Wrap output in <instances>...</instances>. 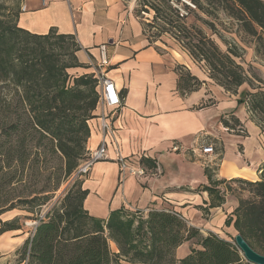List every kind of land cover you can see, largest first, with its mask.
I'll use <instances>...</instances> for the list:
<instances>
[{
    "label": "trees",
    "instance_id": "obj_1",
    "mask_svg": "<svg viewBox=\"0 0 264 264\" xmlns=\"http://www.w3.org/2000/svg\"><path fill=\"white\" fill-rule=\"evenodd\" d=\"M191 6L207 16L223 12L262 45L264 0H138L135 9L140 18L141 13L153 12L155 24L141 18L151 43L158 41L150 32L156 27L159 38L170 35L199 66L204 63L209 78L226 92L237 94L248 83L252 91L240 102L247 104L264 132L263 78L237 60L243 54L236 46L229 43L223 50L202 27L190 25L189 16L195 12ZM19 15L20 5L11 12L0 3V217L14 209L31 214L11 221L0 218V233L22 228L23 219L37 222L21 250V260L26 264H251L234 242L213 232L202 235L174 210L122 207L105 219L89 213L85 208L89 190L76 171L89 152V123L100 103L99 79L94 73L69 72L86 67L78 57L82 48L75 34L59 33L57 28L32 33L19 26ZM199 19L217 33L214 21ZM176 70L182 94L203 85L184 66ZM221 122L247 134L235 115ZM146 165L154 167L150 161ZM206 173L212 178L210 169ZM67 178L74 182L66 194L42 210ZM231 182L244 184L253 195L239 197L234 226L264 254V174L258 181ZM217 197L223 202L221 194ZM194 238L200 248L178 258L177 249Z\"/></svg>",
    "mask_w": 264,
    "mask_h": 264
},
{
    "label": "crops",
    "instance_id": "obj_2",
    "mask_svg": "<svg viewBox=\"0 0 264 264\" xmlns=\"http://www.w3.org/2000/svg\"><path fill=\"white\" fill-rule=\"evenodd\" d=\"M19 26L38 34L51 28L75 34L82 48L78 57L86 67L69 72L103 74L114 81L124 99L116 110L99 103L89 123V151L103 140L102 116L116 129V142L109 146L111 160L95 163L83 179L89 190L85 208L91 215L105 219L122 207L144 212L174 210L204 236L213 232L235 239L239 197L229 188L230 181H258L264 174V132L251 118L247 104L240 102L252 91L248 83L237 94L226 92L186 52L151 43L134 4L125 0H21ZM102 45L107 47L104 66ZM179 65L204 81L203 85L182 94ZM260 74L264 80V67ZM230 115L240 119L246 135L221 122ZM209 144L215 151L205 154L202 148ZM116 147L135 164L156 168V173L146 178L124 177L114 159ZM147 161L154 167L146 165ZM218 194L224 197L221 203ZM20 215L14 209L0 218L11 221ZM21 224L22 228L0 233V264H26L21 250L34 228ZM112 248L118 251L115 243ZM193 248H200L197 238L182 244L177 257L184 258Z\"/></svg>",
    "mask_w": 264,
    "mask_h": 264
},
{
    "label": "rangeland",
    "instance_id": "obj_3",
    "mask_svg": "<svg viewBox=\"0 0 264 264\" xmlns=\"http://www.w3.org/2000/svg\"><path fill=\"white\" fill-rule=\"evenodd\" d=\"M125 1L134 4L135 9L138 8V0H125ZM20 2L21 0H0V3L6 5L11 12H14V10L17 9L18 5H20ZM191 7L194 9L195 12L189 16L188 23L190 25L195 24L199 27H202L204 32L210 34L223 50L227 49V44L229 43H231L233 47L236 46L239 49L240 53L243 54L242 59L238 58L237 60L242 62V64L246 69H251L252 72H255L256 74L261 76L260 74L261 67H264V43H262L261 45V43H259L256 37L248 34L242 29L238 21L226 16L223 12H217V14L215 15L207 16L202 12H198L197 9H195L193 6ZM140 16L146 22L154 23L153 12L141 13ZM199 17L208 18L214 21L216 24L217 33L213 34V30L210 28V26L204 24L202 20L199 19ZM150 32L152 35H155L156 39H158L157 42L161 47L164 48L165 46H167L168 48L177 49L180 51L182 50L186 52L175 42V40L170 35L168 34L161 35L162 38H159L158 35L160 34H157L158 29L156 27L152 28ZM201 67L206 68V65L202 63ZM80 178L84 179L85 177H80ZM73 182L74 180H72V178H67L61 185L60 189L56 192V195L52 200V202L48 205V207L47 206L43 207L42 210L44 209L48 210L52 205L55 204V202L59 198L63 197L66 194L67 190L72 186ZM245 187L247 186H245L244 184L231 182L230 188L235 190L234 192L237 195V197L251 198L253 196L252 193L249 191V189H244ZM16 210L21 212L22 216L31 215L25 210H20V209H16ZM22 222L24 225H26L28 229H33L34 222L36 221H34L33 219H23ZM231 241L234 242V237H232Z\"/></svg>",
    "mask_w": 264,
    "mask_h": 264
},
{
    "label": "built area",
    "instance_id": "obj_4",
    "mask_svg": "<svg viewBox=\"0 0 264 264\" xmlns=\"http://www.w3.org/2000/svg\"><path fill=\"white\" fill-rule=\"evenodd\" d=\"M106 48V45L101 46L102 66L107 64ZM98 79L100 104L105 108H111L113 110L121 107L123 104V98L120 95L114 81L103 74L98 76ZM101 126L104 134L103 140L96 149L88 152L86 159H84L77 168L76 176L86 177L92 171L95 163H97L98 161L111 160V156L109 154V146L113 141L116 142V129L111 123L107 121L105 116H102ZM108 138L110 141L108 140ZM202 150L205 154H211L215 151L212 144L203 146ZM114 152V159L119 163L121 173L124 177L126 175H131L135 177L146 178L156 173V168L150 169L142 163L135 164L133 161H130L128 158L123 156L119 147H116ZM36 224L37 222H34V227L36 226Z\"/></svg>",
    "mask_w": 264,
    "mask_h": 264
},
{
    "label": "water",
    "instance_id": "obj_5",
    "mask_svg": "<svg viewBox=\"0 0 264 264\" xmlns=\"http://www.w3.org/2000/svg\"><path fill=\"white\" fill-rule=\"evenodd\" d=\"M234 243L249 263L264 264V254L253 248L243 235L238 233L235 236Z\"/></svg>",
    "mask_w": 264,
    "mask_h": 264
}]
</instances>
